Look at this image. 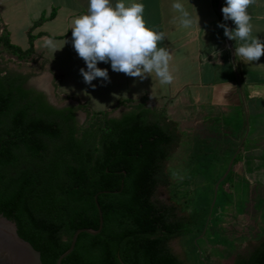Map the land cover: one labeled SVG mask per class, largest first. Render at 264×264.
<instances>
[{
	"label": "trees",
	"instance_id": "16d2710c",
	"mask_svg": "<svg viewBox=\"0 0 264 264\" xmlns=\"http://www.w3.org/2000/svg\"><path fill=\"white\" fill-rule=\"evenodd\" d=\"M29 31L21 50L2 28L0 50L30 61L35 54ZM0 73V215L32 243L39 261L54 264L75 230L97 228L95 200L102 216L99 232L77 234L62 264H123L120 238L132 231L177 230L125 241L124 258L131 264H188L184 252L174 253L169 243L191 230L199 234L204 220L197 224L195 211L155 196L158 185L171 184L165 164L183 136L176 122L143 100H115L116 117L79 103L55 109L40 93L32 96L21 87L28 75L1 68ZM76 111L84 113L85 123H76ZM188 144L187 153L196 155L194 142ZM230 146L231 155L235 146ZM229 264H264V234Z\"/></svg>",
	"mask_w": 264,
	"mask_h": 264
},
{
	"label": "crops",
	"instance_id": "0c3cea01",
	"mask_svg": "<svg viewBox=\"0 0 264 264\" xmlns=\"http://www.w3.org/2000/svg\"><path fill=\"white\" fill-rule=\"evenodd\" d=\"M116 2L111 0L113 6ZM131 2L125 0L126 5ZM135 2L144 5L146 26L165 34L159 46L170 53L174 80L169 85H161L155 73L140 80L114 72L110 63L103 62L97 67L108 70L110 82L97 78L92 82L95 88L83 82L79 70L87 68L72 46L71 28L77 17L87 14L89 0H0V27L11 44L7 28L22 20L25 46L21 50L27 47L26 31L30 30L35 54L30 61L35 58L42 66L46 88L88 110L93 97L109 96L108 109L117 99L143 100L147 107H161L167 116L178 114L186 120L183 113H191L194 123H207L212 138L227 139V144L243 139V144L247 140L252 145L264 139V66L260 65L264 56L250 64L235 57V47L243 42L226 40L224 30L217 27L223 22L235 28L231 20H223L225 0H181L193 20L188 29L180 26L179 13L171 8L173 0ZM248 13L252 36L264 41V0H256ZM40 16L44 19L32 26Z\"/></svg>",
	"mask_w": 264,
	"mask_h": 264
},
{
	"label": "rangeland",
	"instance_id": "374dc122",
	"mask_svg": "<svg viewBox=\"0 0 264 264\" xmlns=\"http://www.w3.org/2000/svg\"><path fill=\"white\" fill-rule=\"evenodd\" d=\"M18 21L21 23L16 21L7 29L11 44L22 49L25 35L22 20ZM0 68L30 73L29 83L44 90L53 104H76L72 98L67 101L55 90L46 88L47 82L38 62L20 61L0 50ZM93 99L95 102L89 106L90 111H108L111 117L118 115L119 109H108L109 96ZM183 114L186 120L178 114L167 116L165 113L177 123L183 136L165 164L171 184L167 189L158 185L155 196L163 203L170 197L177 200L187 211L197 213V224L200 220L204 223L199 234L191 230L172 240L169 247L174 253L184 252L188 264H229L235 256L244 255L248 246L264 234V139L252 145L247 144V140L243 144V139H239L240 143L227 144L224 143L227 139L212 138L207 123H194L191 113ZM75 118L78 125L85 123L82 111H76ZM191 142L198 151L194 156L187 153ZM230 145L235 146L234 151L238 148L237 152L242 146L236 162L225 174L234 153H228Z\"/></svg>",
	"mask_w": 264,
	"mask_h": 264
},
{
	"label": "clouds",
	"instance_id": "9594fccd",
	"mask_svg": "<svg viewBox=\"0 0 264 264\" xmlns=\"http://www.w3.org/2000/svg\"><path fill=\"white\" fill-rule=\"evenodd\" d=\"M256 0H225L221 8L223 20H231L235 28L227 23H218L229 40L243 42L235 47V57H240L245 64L260 60L264 56V41L252 36L249 7ZM171 8L179 13V24L188 29L192 26L191 14L181 0H173ZM144 5L139 2L128 3L117 0L113 6L111 0H89L87 14L73 21L72 46L85 64L80 74L83 82L95 88L92 82L101 78L110 82L107 69L97 67L99 62L110 63L114 72L124 73L129 77L146 79L155 73L161 85H169L174 76L169 70L170 53L159 44L165 39L163 32L146 26ZM52 46V41H47ZM264 66V64H260Z\"/></svg>",
	"mask_w": 264,
	"mask_h": 264
},
{
	"label": "water",
	"instance_id": "95a60500",
	"mask_svg": "<svg viewBox=\"0 0 264 264\" xmlns=\"http://www.w3.org/2000/svg\"><path fill=\"white\" fill-rule=\"evenodd\" d=\"M227 40V37H226ZM230 50V47L228 46ZM238 149V148H237ZM237 149L234 151L231 159L229 160L226 172L229 170L231 161L237 153ZM222 179V178H221ZM94 206L97 212V228H92L90 226H82L80 229L75 230L69 239L68 248L64 250L55 260L54 264H62V258L66 256L75 242V237L79 233H85L88 235H95L99 232L102 224V216L98 209V206L94 200ZM82 228H90V229H82ZM183 230V229H182ZM171 231L165 233L159 232H130L124 237L119 239V259L123 264H131L124 258V242L135 237V236H167L172 233L178 232ZM0 264H42L38 258L37 249L32 245V243L24 237L16 235L15 225L10 220H7L3 216L0 215Z\"/></svg>",
	"mask_w": 264,
	"mask_h": 264
},
{
	"label": "flooded vegetation",
	"instance_id": "af4514ba",
	"mask_svg": "<svg viewBox=\"0 0 264 264\" xmlns=\"http://www.w3.org/2000/svg\"><path fill=\"white\" fill-rule=\"evenodd\" d=\"M20 74H22V73H20ZM0 75H2V73H0ZM21 87H22L23 89H25V90H28V91L31 93L32 96H34V95L37 94V93H40V94L43 96V101H44L47 105H49V106H51V107H53V108H55V109L62 108V107H64V106H66V105H69V104L56 105V104L51 103V102H50V99H48V96H47V94H46V92H45L44 90L38 89V88L32 86V85L29 83V76L25 79V81H23V82L21 83ZM74 117H75V114H74ZM75 120H76V118H75ZM76 123H77V122H76Z\"/></svg>",
	"mask_w": 264,
	"mask_h": 264
},
{
	"label": "built area",
	"instance_id": "2783aa9c",
	"mask_svg": "<svg viewBox=\"0 0 264 264\" xmlns=\"http://www.w3.org/2000/svg\"><path fill=\"white\" fill-rule=\"evenodd\" d=\"M0 31H1V27H0ZM33 62H37V60L35 58L32 59Z\"/></svg>",
	"mask_w": 264,
	"mask_h": 264
}]
</instances>
